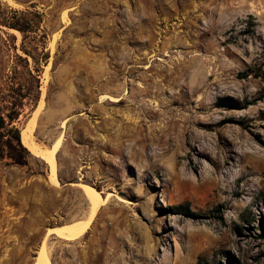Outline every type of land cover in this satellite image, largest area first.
Returning <instances> with one entry per match:
<instances>
[{"label":"rangeland","instance_id":"374dc122","mask_svg":"<svg viewBox=\"0 0 264 264\" xmlns=\"http://www.w3.org/2000/svg\"><path fill=\"white\" fill-rule=\"evenodd\" d=\"M0 1L42 14L48 55L15 122L31 157H0V264L43 243L52 264H264V0ZM59 139L56 182L32 147ZM83 184L105 202L61 237L94 210Z\"/></svg>","mask_w":264,"mask_h":264},{"label":"trees","instance_id":"16d2710c","mask_svg":"<svg viewBox=\"0 0 264 264\" xmlns=\"http://www.w3.org/2000/svg\"><path fill=\"white\" fill-rule=\"evenodd\" d=\"M41 21L42 14L37 10L20 11L0 1V27L15 29L22 34L19 49L26 55L24 57L16 52L17 46L13 41L2 43L13 54L8 63L4 56H0V157L7 156L18 165L27 164L31 154L22 143L21 130L15 122L25 106H36L39 100L40 61L48 58L44 49L38 50L43 42L41 39L45 37L40 28ZM27 56L34 63L33 68ZM171 208L177 213L193 214L182 204Z\"/></svg>","mask_w":264,"mask_h":264},{"label":"bare ground","instance_id":"6f19581e","mask_svg":"<svg viewBox=\"0 0 264 264\" xmlns=\"http://www.w3.org/2000/svg\"><path fill=\"white\" fill-rule=\"evenodd\" d=\"M60 141H61V139H59V141L53 147H51L49 149L40 150V149L35 148L34 146L32 147L33 149L38 151L40 154H42L43 157L47 160V162L51 165V167H52V178L56 182H59V181H57V179H56L57 175H55L56 174V172H55L56 166H55L54 154H55L56 150L58 149ZM83 186L85 188V191L88 192V195L91 196L93 199L94 210H93L90 218L87 221H85V220L84 221H78L75 223H69V224H65V225H61L58 227L51 228V230L54 233L58 234L61 237H65V238L71 239V240L80 237L83 234V232H85L87 230L91 219L94 217L93 215H94L96 209H98L97 207L102 202L100 197H99L98 191L94 187L87 185V184H83ZM104 202H105V199L103 200L102 203H104ZM39 252H40L39 257L36 261V264H52L51 260H50V256H49V250H48L46 244L43 243V246Z\"/></svg>","mask_w":264,"mask_h":264}]
</instances>
